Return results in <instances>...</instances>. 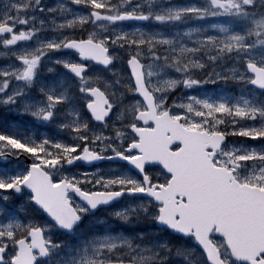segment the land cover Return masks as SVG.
Masks as SVG:
<instances>
[{
  "label": "snow or ice",
  "instance_id": "1",
  "mask_svg": "<svg viewBox=\"0 0 264 264\" xmlns=\"http://www.w3.org/2000/svg\"><path fill=\"white\" fill-rule=\"evenodd\" d=\"M0 264H264V0H0Z\"/></svg>",
  "mask_w": 264,
  "mask_h": 264
},
{
  "label": "rangeland",
  "instance_id": "2",
  "mask_svg": "<svg viewBox=\"0 0 264 264\" xmlns=\"http://www.w3.org/2000/svg\"><path fill=\"white\" fill-rule=\"evenodd\" d=\"M218 86H219V85H211V84L208 85L209 88L218 87ZM173 94H175V93H173Z\"/></svg>",
  "mask_w": 264,
  "mask_h": 264
}]
</instances>
